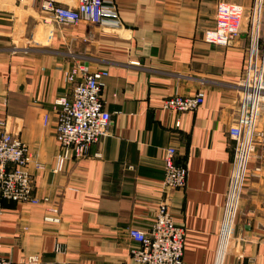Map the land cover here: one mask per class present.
I'll use <instances>...</instances> for the list:
<instances>
[{
  "label": "crops",
  "instance_id": "0c3cea01",
  "mask_svg": "<svg viewBox=\"0 0 264 264\" xmlns=\"http://www.w3.org/2000/svg\"><path fill=\"white\" fill-rule=\"evenodd\" d=\"M222 1L246 7L251 0H104L98 24L73 26L44 23L40 0H0V131L25 144L33 193L56 203L60 217L51 224L38 205L1 200L0 253L11 264L30 254L40 264H136L126 229H149L162 201L183 228V264H264V140L248 163L229 247L220 258L217 251L231 171L227 131L246 45L244 32L229 47L203 41ZM75 56L107 71L101 98L109 133L54 174L52 107L71 92L62 72ZM197 90L206 95L199 108L162 109L165 99ZM167 147L187 168L184 188H161Z\"/></svg>",
  "mask_w": 264,
  "mask_h": 264
},
{
  "label": "built area",
  "instance_id": "2783aa9c",
  "mask_svg": "<svg viewBox=\"0 0 264 264\" xmlns=\"http://www.w3.org/2000/svg\"><path fill=\"white\" fill-rule=\"evenodd\" d=\"M103 4L104 0H40L39 7L46 24L73 26L85 22L96 25L102 19ZM215 10L214 28L203 32V41L229 47L244 32L246 43L240 79L235 85L234 117L227 131L232 158L223 216L217 229L219 257L226 252L233 236L248 163L260 140H264V128L258 129L264 107V0H251L246 7L222 1L216 4ZM106 75L107 71L90 70L76 56L71 66L62 72V81L72 89L69 95L56 97L52 107L57 116L55 133L58 145L52 173L57 174L69 160L86 157L91 145L109 133L111 115L105 110L101 98V79ZM205 97L202 90L190 96L174 95L163 101L162 109L173 114L191 112L203 105ZM178 126L179 121H175L174 127ZM175 156L176 148L164 150L161 160L163 191L181 189L186 185L187 168L175 163ZM30 159L24 143L10 132L0 131V201L38 205L45 211L42 217L45 222L58 224V205L46 196L38 198L33 193L32 175L27 168ZM35 167L42 168L39 164ZM126 232L135 243L130 248V257L136 264H183L184 231L174 222L165 201L158 205L156 218L149 229L127 227ZM1 238L0 231V244ZM54 250L60 251L59 244ZM0 264L11 262L0 253ZM22 264H40V258L30 254Z\"/></svg>",
  "mask_w": 264,
  "mask_h": 264
}]
</instances>
